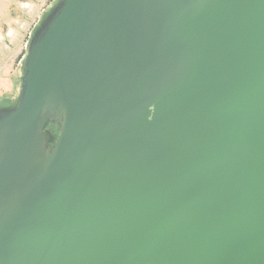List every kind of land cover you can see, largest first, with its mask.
Instances as JSON below:
<instances>
[{
  "label": "water",
  "instance_id": "obj_1",
  "mask_svg": "<svg viewBox=\"0 0 264 264\" xmlns=\"http://www.w3.org/2000/svg\"><path fill=\"white\" fill-rule=\"evenodd\" d=\"M0 264H264V0H63L0 109Z\"/></svg>",
  "mask_w": 264,
  "mask_h": 264
},
{
  "label": "rangeland",
  "instance_id": "obj_2",
  "mask_svg": "<svg viewBox=\"0 0 264 264\" xmlns=\"http://www.w3.org/2000/svg\"><path fill=\"white\" fill-rule=\"evenodd\" d=\"M63 0H0V109L14 106L22 93L25 58L34 35ZM44 115L40 145L49 155L58 139L59 123Z\"/></svg>",
  "mask_w": 264,
  "mask_h": 264
},
{
  "label": "crops",
  "instance_id": "obj_3",
  "mask_svg": "<svg viewBox=\"0 0 264 264\" xmlns=\"http://www.w3.org/2000/svg\"><path fill=\"white\" fill-rule=\"evenodd\" d=\"M31 1V0H30ZM32 1H35V0H32Z\"/></svg>",
  "mask_w": 264,
  "mask_h": 264
}]
</instances>
